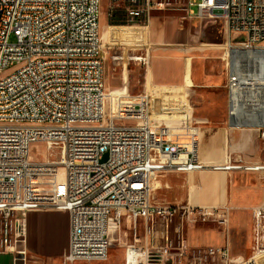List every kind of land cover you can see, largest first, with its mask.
<instances>
[{"label": "built area", "instance_id": "2783aa9c", "mask_svg": "<svg viewBox=\"0 0 264 264\" xmlns=\"http://www.w3.org/2000/svg\"><path fill=\"white\" fill-rule=\"evenodd\" d=\"M108 2L113 26H150L152 12L170 5L167 0ZM101 4L0 0L2 245L14 254V261L21 258L26 264V212L59 210L68 214L69 223L63 264L105 260L123 216L134 224L135 237L126 247L125 264H182L183 258L186 264L210 259L216 264H264V203L251 209L247 256L232 255L228 241L191 253L181 238L176 245L166 239L162 261H147L150 247L160 246L149 224L156 216L212 220L227 235L230 230L227 204H154L151 181L157 173L210 167L264 178V162L249 163L228 154L223 164L207 165L199 158L197 124L154 123L149 92H108ZM182 10V20L224 22L229 122L256 127L264 139V0H186ZM247 50L258 52L259 61H249ZM12 65L16 67L5 74ZM113 93L117 97L112 98ZM240 104H247V111H240ZM34 143L45 145V160L32 156ZM138 220L144 223L143 235Z\"/></svg>", "mask_w": 264, "mask_h": 264}, {"label": "rangeland", "instance_id": "374dc122", "mask_svg": "<svg viewBox=\"0 0 264 264\" xmlns=\"http://www.w3.org/2000/svg\"><path fill=\"white\" fill-rule=\"evenodd\" d=\"M167 2L170 3L169 6H166L164 9H156L152 12L153 17L149 27V39L156 46V50L152 51V55L156 51L165 48V46L173 45L171 43L180 46L190 42L196 46L192 52L194 55L195 72L199 76L200 82H206L205 75L212 68V65L217 64V61L215 60L217 50L211 47H200L199 42L207 45L223 44L226 37L225 24L222 20L213 19H205L201 25H199L198 22H194L195 20L193 23H190L187 19L182 20L181 15L184 14L182 5L186 0H167ZM194 8L196 9V6H194ZM110 25L109 2L108 0H102L100 35L104 56L105 85L107 91H121L128 93L129 95H140L149 92L152 96V106L160 104L165 106L164 103L161 102L164 92L151 86L156 83L153 81L152 76L150 79L151 82H149L147 77L148 70L150 69L151 73L152 71L156 72L157 75L165 80L176 81L179 78L182 69V65L179 62V56L192 50H186L185 48L175 46L165 54V57L155 58L153 55L150 60V55L148 49L145 48V43H120L121 39L125 37L128 29L124 26L110 27ZM111 28L113 33L117 36L116 41H113L111 38ZM163 39H167L169 43L167 42V44L161 41ZM131 56H134L135 59H130ZM15 65H12L5 74L11 73L16 67ZM224 90V86L219 88L214 87L212 90L188 86L185 88V92L186 99L191 106L190 120L159 118L161 120L153 122H163L166 124L194 123L195 119L199 117L205 118L207 116H209L210 120L220 121L223 119L222 108L226 102V98L223 94ZM209 102L215 105L212 110L207 106ZM159 111L163 110L159 109ZM31 154L34 158L39 160H45L49 155L45 145L42 143H34L31 146ZM62 172L63 169L61 168L60 174H62ZM50 214L51 213L48 212L35 211L34 213H29L28 216L26 215L30 227L29 245L32 250L38 253L36 254L35 252L29 251L24 243L22 248L25 247L26 249V264H63V256L68 242L64 244L65 234L62 229V216L59 215V217H55L58 223L56 224L55 232L53 233L51 230L53 224L52 222L48 223ZM149 224L151 226L154 225L155 229L157 228L159 232L155 235V238H161L164 235L166 240V237L169 235L170 243L173 245L178 244L179 240L181 238H186V236H188L190 243L193 245L206 244L207 239L203 235L187 234L190 225L223 229L218 223L212 220L198 219L194 222H189L183 219L181 215H175L168 219L156 216L149 221ZM137 225L139 235H143L144 223L141 220H138ZM121 226V231L115 235L116 241L111 243L108 256L105 260H94L90 262L79 261L75 264H125L126 247L135 241L133 229L134 224L132 226L126 216H123ZM68 228L69 223L67 224V237ZM153 233L155 234V231ZM225 234L227 239V233ZM235 236V233L232 232V244L235 243ZM245 238V235H239L238 239L240 244L245 242ZM2 239L3 234L0 231V250L4 253L7 252L13 254L5 244L2 245ZM171 240L173 242H171ZM248 241L249 239L247 240V244ZM166 242L167 241H165V244ZM205 247L206 246L191 247V253L197 252L199 249H204ZM5 259V255H0V264H6ZM181 260L182 264H186V259L183 258ZM168 264H172V262H168ZM206 264L216 263L210 259Z\"/></svg>", "mask_w": 264, "mask_h": 264}, {"label": "crops", "instance_id": "0c3cea01", "mask_svg": "<svg viewBox=\"0 0 264 264\" xmlns=\"http://www.w3.org/2000/svg\"><path fill=\"white\" fill-rule=\"evenodd\" d=\"M194 22H198V24L201 25L204 20L202 22L195 20ZM190 23H193V21ZM145 29V27H140L138 32H135L132 35L126 34L125 37L122 38L123 42L120 38V43H149L150 48L148 52L150 60L153 55L155 58L165 57V54L173 47L179 46L175 43H171L173 45L165 46V48L156 51L152 55V51L156 50V46L149 39L150 31L147 35L144 34ZM110 33L113 41H116L117 36L113 33L112 28ZM137 33L140 35H137ZM226 40L227 34L224 43L221 45H207L199 42L200 47H211L217 50L215 56L217 64L212 65V68L205 75L206 82H200L199 76L195 72L194 55L192 52L196 46L190 42L179 46L180 48L192 51L182 55L180 54L179 62L182 65V69L179 78L176 81L165 80L157 75L156 72L152 71L151 73L149 69L147 76L149 82H151L150 79L152 76V79L156 84L151 86L164 92L161 102L165 105H151L149 114L154 121H159L161 119L190 120L191 106L186 99L185 88L188 86H195L212 90L214 87L219 88L224 86L225 90L223 94L226 98V102L222 108L223 119L220 121H213L207 116L205 118L199 117L194 121V123L199 126L200 130V160L207 165H219L225 162L228 154H231L232 157L241 158L249 163L264 162V139L260 137L259 129L253 126H236L229 122L228 94L224 84V82L226 83V70L222 59ZM161 41L164 43L168 42L167 39ZM115 96L117 97V94L115 95V93L111 95L112 98ZM207 106L210 110L215 107V105L210 102ZM159 109L163 111H158ZM151 185V197L154 204H187L193 207L219 206L227 204L231 208V229L229 230L227 239L223 229L190 225L187 234H200L207 239L205 245H193L190 243L188 236H186V242L190 247L221 246L228 241L232 255L247 256L249 254L251 245V209L264 203V178L259 174L255 172L215 170L210 167L190 172L164 171L156 174L151 181ZM35 211L51 213L48 223L52 222L53 225L51 230L53 233L55 232V226L58 223L55 217H59V215L62 216V229L65 234L64 244H66L68 242V215L66 212L59 210H31L27 211L25 214V247H27L29 251L35 252L29 245L30 227L26 218V215L28 216L29 213H34ZM152 228L153 231H155L154 235L159 233L154 225ZM232 232L236 235L234 244H232L231 241ZM239 235H245L246 237L244 239L245 242L242 244L239 242ZM156 239L160 246L165 244L166 240L164 235L161 238L156 237ZM166 239L170 242L169 235ZM248 239L249 241L247 244ZM171 242L173 241L171 240ZM0 255H5L6 264H14L13 254L7 252L4 253L0 250ZM156 255L160 256L159 253Z\"/></svg>", "mask_w": 264, "mask_h": 264}, {"label": "bare ground", "instance_id": "6f19581e", "mask_svg": "<svg viewBox=\"0 0 264 264\" xmlns=\"http://www.w3.org/2000/svg\"><path fill=\"white\" fill-rule=\"evenodd\" d=\"M113 25H110L112 27ZM127 30V35H132L135 32L139 31L140 26H125L123 25ZM115 27V26H114ZM150 26H145L144 34L147 35L149 32ZM137 35H140L137 33ZM145 48L149 50L150 44L146 43ZM247 58L249 61H259V54L258 52H255V50H247ZM261 76H264V71L260 72ZM240 111H247V104H240ZM116 241L115 238L112 239V242ZM159 253L160 256H157L156 254ZM147 261L151 263H158V261H162V246H151L150 251H147Z\"/></svg>", "mask_w": 264, "mask_h": 264}, {"label": "water", "instance_id": "95a60500", "mask_svg": "<svg viewBox=\"0 0 264 264\" xmlns=\"http://www.w3.org/2000/svg\"><path fill=\"white\" fill-rule=\"evenodd\" d=\"M14 264H24L23 260L21 258H17L15 261H14Z\"/></svg>", "mask_w": 264, "mask_h": 264}]
</instances>
